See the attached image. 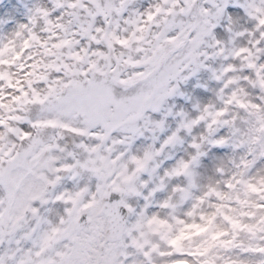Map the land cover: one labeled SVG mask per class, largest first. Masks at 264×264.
Segmentation results:
<instances>
[{
  "label": "snow or ice",
  "instance_id": "snow-or-ice-1",
  "mask_svg": "<svg viewBox=\"0 0 264 264\" xmlns=\"http://www.w3.org/2000/svg\"><path fill=\"white\" fill-rule=\"evenodd\" d=\"M23 7L0 20V264H264V0ZM202 70L218 103L165 108Z\"/></svg>",
  "mask_w": 264,
  "mask_h": 264
},
{
  "label": "rangeland",
  "instance_id": "rangeland-1",
  "mask_svg": "<svg viewBox=\"0 0 264 264\" xmlns=\"http://www.w3.org/2000/svg\"><path fill=\"white\" fill-rule=\"evenodd\" d=\"M32 0H0V20L4 21H18L23 22L26 13L24 5L31 4ZM141 3L146 4L147 0H140ZM238 11V10H234ZM10 27V25H9ZM221 35H223V30H217ZM214 81L209 80V74L206 71H200L195 76L190 77L186 82H180L179 88L184 93V96H174L168 99L165 108L169 106H174V110L183 109L187 112H193V104L197 101L201 103H207L212 99L213 85ZM155 118H159V114H154ZM168 124L171 128H175L176 121L172 118H168ZM141 139L138 144L147 143ZM178 149V148H177ZM229 152L226 148L213 149L209 152V155L203 159L202 166L205 169H211L215 159L223 157ZM172 155L178 156V151L174 150ZM172 160H166L165 166L171 164ZM142 203V201H141Z\"/></svg>",
  "mask_w": 264,
  "mask_h": 264
},
{
  "label": "clouds",
  "instance_id": "clouds-1",
  "mask_svg": "<svg viewBox=\"0 0 264 264\" xmlns=\"http://www.w3.org/2000/svg\"><path fill=\"white\" fill-rule=\"evenodd\" d=\"M234 19L237 20V22H238V27H243L244 25L248 24V20H247V18L244 17V16L242 15V13H235V14H234ZM245 39H246V38H245ZM242 42H244V41H243V40L238 41V43H242ZM214 63H215L216 65H219V64L221 63V61H220V60H216V61H214ZM213 87H214V89H216V88L219 87V85L215 82L214 85H213ZM257 95H258V93H257ZM208 102L218 103V102L216 101L214 95H213L212 99L209 100ZM197 131H199V130H197ZM188 139H190V138H189V137H186V143H185V145H184L183 147H180V148L176 149V151H178L179 155H183V156H185V158L188 157V155H189V153H190V151H191V150L188 149V147H187V140H188ZM228 154L230 155L231 153L228 152ZM223 159H224L225 163H227V155H224V156H223ZM217 160H218V158L215 159V161L213 162V166L217 163ZM213 166H212L211 169H205V168H203V166H202V167L199 169V171H200L201 174L204 175V176L212 175V174H213Z\"/></svg>",
  "mask_w": 264,
  "mask_h": 264
}]
</instances>
